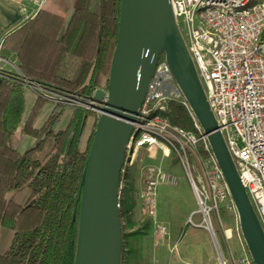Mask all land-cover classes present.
Wrapping results in <instances>:
<instances>
[{
	"label": "trees",
	"instance_id": "obj_1",
	"mask_svg": "<svg viewBox=\"0 0 264 264\" xmlns=\"http://www.w3.org/2000/svg\"><path fill=\"white\" fill-rule=\"evenodd\" d=\"M120 8L121 0H72L68 19L39 10L4 39L2 52L13 54L19 71L47 90L77 101L91 100L96 90L108 87ZM26 89L0 81V227L13 232L8 250L0 253V264H74L99 115L37 94L26 113ZM47 105L48 113L37 125ZM165 116L173 126L195 131L179 101L168 102ZM25 136L32 144L20 150ZM197 153L206 156L201 143ZM172 160L178 162L175 155ZM25 188L29 194L23 204L11 198ZM118 203L122 227L129 208L125 198ZM150 225L146 217L130 233L121 231L120 264H127L125 237L146 234Z\"/></svg>",
	"mask_w": 264,
	"mask_h": 264
},
{
	"label": "built area",
	"instance_id": "obj_2",
	"mask_svg": "<svg viewBox=\"0 0 264 264\" xmlns=\"http://www.w3.org/2000/svg\"><path fill=\"white\" fill-rule=\"evenodd\" d=\"M29 1L40 8L47 0ZM169 4L195 65L217 131L225 142L264 234V0H169ZM0 62L5 63L1 56ZM9 66L8 71L0 67V80L43 91L50 95L44 97L60 100L58 94L27 78L15 65L11 63ZM171 100L179 101L185 107L195 131L188 132L170 123L165 113ZM73 101L88 108L84 103ZM131 126L121 174L124 165L129 171L142 148L174 153L190 179L197 204L193 215L201 217V222L195 223L191 215L187 225L203 227L214 236L211 216L216 217L222 227L219 204L226 201V208L235 214L236 231L242 236L235 206L207 136L164 55L155 65ZM199 143L206 155L204 158L197 153ZM190 155L198 169L196 180L192 175L194 167L190 164ZM178 181L176 174L164 170L160 164L148 165L144 170V186L138 198L153 226V237L158 240L168 235L167 226L157 223L158 187H174ZM178 247L179 241L169 247L170 253H178ZM239 263L247 264L248 261L242 259ZM151 264H158L156 254ZM231 264L237 263L232 259Z\"/></svg>",
	"mask_w": 264,
	"mask_h": 264
},
{
	"label": "water",
	"instance_id": "obj_3",
	"mask_svg": "<svg viewBox=\"0 0 264 264\" xmlns=\"http://www.w3.org/2000/svg\"><path fill=\"white\" fill-rule=\"evenodd\" d=\"M207 136L253 264H264V234L240 183L175 24L169 0H121L119 28L106 90L84 103L99 115L85 176L74 264H120L119 187L125 145L161 55ZM1 81V80H0ZM212 241L217 249L214 236ZM222 261V260H221Z\"/></svg>",
	"mask_w": 264,
	"mask_h": 264
},
{
	"label": "rangeland",
	"instance_id": "obj_4",
	"mask_svg": "<svg viewBox=\"0 0 264 264\" xmlns=\"http://www.w3.org/2000/svg\"><path fill=\"white\" fill-rule=\"evenodd\" d=\"M54 1L59 6V10L63 11L65 14H71L72 0ZM256 1L258 0H253V2ZM0 67L7 71L10 69V66H6L4 62H0ZM4 67H7V69ZM32 91L43 97L44 95L50 96L43 91ZM57 97L61 101L69 98L66 95L60 94H58ZM65 102L84 107L73 100H67ZM44 116H46V113L42 111L39 119H42ZM17 134H19V132ZM28 139L30 140L29 137L25 136L23 145ZM23 145L20 147V150H24ZM173 156L174 153H163L158 148H153L151 150L142 148L138 151L137 158L128 172L127 166L124 165V171L121 176L123 178L125 175V177L120 182L119 187V199L125 198L129 208V212L124 218L121 227L124 233H130L138 228L147 217L138 198V194L144 186V170L146 166L160 164L164 170L176 174L179 179L177 186L170 187L160 185L157 191V223L167 226L168 235L161 237L159 240L154 238L153 226L150 225L146 234L126 236L123 244L125 246L127 264H151L152 257L156 253L160 254L159 264H206L207 260L204 256L206 254L202 252L201 246L204 248L207 247L213 254L214 264H222V262L224 264H231L232 259H234L237 264H240L239 262L242 259L248 261L247 264H252L249 250L241 234L236 231L234 221L235 214L226 208V201L219 204V216L222 227H220L218 219L213 215L211 216L217 249L212 241L210 233L205 230V228L187 225L188 218L197 210V204L190 186L189 176L179 161L173 162ZM190 162L192 167H194L192 168V175L194 180H196L198 169L191 155ZM28 194L29 191L25 188L19 192L12 193L10 196L17 203L23 204L27 200ZM193 221L195 223H200V215L194 214ZM12 236L13 232L10 229L0 227V253H4L8 250ZM156 241H158L157 245ZM177 241H180L178 253L171 254L169 247Z\"/></svg>",
	"mask_w": 264,
	"mask_h": 264
},
{
	"label": "crops",
	"instance_id": "obj_5",
	"mask_svg": "<svg viewBox=\"0 0 264 264\" xmlns=\"http://www.w3.org/2000/svg\"><path fill=\"white\" fill-rule=\"evenodd\" d=\"M58 8L59 6L56 4L54 0L45 1L40 8L34 5L29 0H0V56L3 59H5L6 66H9L12 63L13 65H15V67H17V61L13 54L11 53L3 54L2 43L4 39L9 34L20 28L27 21L32 20L39 10H43L50 14L68 19L70 14H65L63 11L59 10ZM4 68L7 69V67ZM24 100H25V108H26L25 112L27 113L35 100V93L31 89L24 90ZM48 110H49V105H47L43 110L45 111L46 115L48 113ZM45 117L46 116H44L42 119H39L40 118L39 117L37 121V125H40L42 121L45 119ZM31 144H32L31 139L30 140L28 139V141L24 142V145L22 143L24 149ZM179 246H180V241H179ZM201 248H202V252L206 254L204 255L207 260L206 264H214V257L213 254L209 251V249L207 247L204 248L203 246H201ZM156 255L159 264L160 254L156 253Z\"/></svg>",
	"mask_w": 264,
	"mask_h": 264
}]
</instances>
